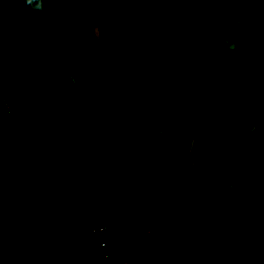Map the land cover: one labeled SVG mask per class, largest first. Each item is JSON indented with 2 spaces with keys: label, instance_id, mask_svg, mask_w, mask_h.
Segmentation results:
<instances>
[{
  "label": "trees",
  "instance_id": "obj_1",
  "mask_svg": "<svg viewBox=\"0 0 264 264\" xmlns=\"http://www.w3.org/2000/svg\"><path fill=\"white\" fill-rule=\"evenodd\" d=\"M93 1L120 55L190 34L264 71V0ZM88 24L85 0H0V104H13L0 115V209L5 188H22L24 216L65 236L62 264H249L246 205L201 190L183 143L207 110L256 119L260 79L195 43L118 62L90 46ZM191 158L204 181L252 198L264 239V123L205 120Z\"/></svg>",
  "mask_w": 264,
  "mask_h": 264
},
{
  "label": "water",
  "instance_id": "obj_2",
  "mask_svg": "<svg viewBox=\"0 0 264 264\" xmlns=\"http://www.w3.org/2000/svg\"><path fill=\"white\" fill-rule=\"evenodd\" d=\"M85 1L88 8L89 44L95 50L102 52L103 54H105L106 56H108L109 58L115 61L132 64L135 62H139L145 56H147L148 54L152 53L157 49L171 46L174 44L195 43L214 56L229 61H237L242 65L246 66L248 69H250L256 74V76L260 79L264 87V71L259 65H257L251 59L242 56L232 50L214 47L210 45L206 40H204L201 36L194 37L190 34H177L159 40L155 43L149 44L131 54L120 55L111 48L107 47L100 40L99 38L100 33L97 26L98 18H99L97 6L93 0H85ZM214 119L222 120L230 125L258 128L264 123V107L260 115L253 120L238 119L232 114L220 110H207L198 113L194 115L190 120V122L188 123L185 133L184 143H183V158H184L186 170L189 176L192 178V180L197 184V186L201 190L211 195L221 196L225 198H235L237 200L242 201L246 205L248 217L253 227V242L251 249V259L249 264H259L260 258L263 253L264 239H263V231H262V217L254 201L248 194H246L242 190L225 189L221 185V183H211L204 181L197 174L191 158L194 136L198 130L199 125L205 120H214Z\"/></svg>",
  "mask_w": 264,
  "mask_h": 264
},
{
  "label": "crops",
  "instance_id": "obj_3",
  "mask_svg": "<svg viewBox=\"0 0 264 264\" xmlns=\"http://www.w3.org/2000/svg\"><path fill=\"white\" fill-rule=\"evenodd\" d=\"M21 190L5 188L7 199L0 209V264H62L65 236L52 225L49 229L46 218L32 223L24 216L22 207L28 203Z\"/></svg>",
  "mask_w": 264,
  "mask_h": 264
},
{
  "label": "built area",
  "instance_id": "obj_4",
  "mask_svg": "<svg viewBox=\"0 0 264 264\" xmlns=\"http://www.w3.org/2000/svg\"><path fill=\"white\" fill-rule=\"evenodd\" d=\"M13 109V104L11 101H4L3 104H0V115H8L11 113ZM107 230L106 226H99V227H94L92 228V233H102ZM101 249L103 253L106 254V252L110 249V247L106 243L101 244ZM108 255L106 254L105 259L107 260Z\"/></svg>",
  "mask_w": 264,
  "mask_h": 264
}]
</instances>
